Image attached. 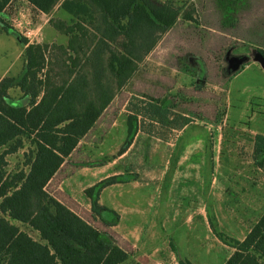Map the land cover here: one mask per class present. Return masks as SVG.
<instances>
[{
  "label": "rangeland",
  "instance_id": "rangeland-1",
  "mask_svg": "<svg viewBox=\"0 0 264 264\" xmlns=\"http://www.w3.org/2000/svg\"><path fill=\"white\" fill-rule=\"evenodd\" d=\"M163 1V0H160ZM175 24L137 64L132 78L80 139L48 182L46 191L124 249L120 264H223L264 213V166L255 163L253 140L264 134V24L247 27L238 0H174ZM239 2V4H237ZM234 6V7H233ZM236 6V7H235ZM5 14L23 13L40 28L39 43L66 44L51 24L67 20L60 3L49 13L11 0ZM254 14L262 8L251 9ZM192 16L189 22L185 16ZM0 23V76H18L25 45ZM263 33V35H260ZM24 38V37H23ZM242 58L228 68V58ZM18 99V88L10 89ZM27 100V99H24ZM142 101H155L192 122L184 128L138 116L127 137V118ZM131 141L122 152L123 146ZM30 140L5 155L4 170H27ZM3 149H0V152ZM97 186L107 225L91 209L85 189ZM10 223L37 241L36 230ZM242 264H264V235Z\"/></svg>",
  "mask_w": 264,
  "mask_h": 264
},
{
  "label": "trees",
  "instance_id": "trees-1",
  "mask_svg": "<svg viewBox=\"0 0 264 264\" xmlns=\"http://www.w3.org/2000/svg\"><path fill=\"white\" fill-rule=\"evenodd\" d=\"M11 0H0V23L8 18ZM49 13L60 3L67 20L50 24L67 37L66 44L28 43L12 27L10 32L26 45L24 67L18 76H0V211L28 224L41 241L20 231L0 216V264H120L127 252L46 191V186L80 139L134 75L137 64L172 27L181 6L174 0H26ZM185 19L193 21L192 16ZM264 57V49L256 48ZM18 88L28 100L9 94ZM155 101H142L127 118V137L138 116L162 125L184 128L187 115L173 114ZM30 140L28 169L6 174L5 155ZM131 141L123 146L122 153ZM255 163L264 166V134L253 140ZM97 186L85 189L92 211L107 225L98 203ZM264 235V213L223 264H242ZM186 264V263H182Z\"/></svg>",
  "mask_w": 264,
  "mask_h": 264
},
{
  "label": "crops",
  "instance_id": "crops-1",
  "mask_svg": "<svg viewBox=\"0 0 264 264\" xmlns=\"http://www.w3.org/2000/svg\"><path fill=\"white\" fill-rule=\"evenodd\" d=\"M239 2L241 1L242 2V6L243 8H245L247 10V12L245 13L244 17H245V20H244V24H245V37L243 38H237V37H233V39H239V40H251V39H256V32L254 29L251 30V33H253L254 36H248V29L247 27L250 26V25H253L255 23V20L257 19V17L260 19V24H264V15L263 13L259 14L258 16V13H255L254 14L251 12H249L251 9H258V8H262V6L264 5V0H238ZM239 2H237V4H239ZM240 5V4H239ZM234 7V6H233ZM236 7V6H235ZM38 11V10H37ZM40 12V11H39ZM189 22H191L190 20H188ZM40 29V28H38ZM260 35H263V33H261ZM26 46V45H25ZM257 59V58H256ZM258 60V59H257ZM6 76V75H5ZM11 76V75H10ZM3 77V76H2ZM12 89V88H11ZM10 91V90H9ZM10 94V92H9ZM11 96V95H10ZM12 97V96H11ZM13 98V97H12ZM15 99V98H14ZM24 99H27L28 100V97H25L22 95L21 93V97L18 98L17 100H21L23 102L27 101V100H24ZM16 100V99H15ZM114 101V99L109 103V105L103 110V112L101 113V115L107 110V108L112 104V102ZM100 115V116H101ZM99 116V117H100ZM98 120V119H97ZM52 179V178H51ZM50 179V180H51Z\"/></svg>",
  "mask_w": 264,
  "mask_h": 264
},
{
  "label": "built area",
  "instance_id": "built-area-1",
  "mask_svg": "<svg viewBox=\"0 0 264 264\" xmlns=\"http://www.w3.org/2000/svg\"><path fill=\"white\" fill-rule=\"evenodd\" d=\"M10 26L16 30L21 36L26 38L28 43H39L40 41V29L32 26V21L26 18L23 13L15 14L11 13L7 15Z\"/></svg>",
  "mask_w": 264,
  "mask_h": 264
},
{
  "label": "water",
  "instance_id": "water-1",
  "mask_svg": "<svg viewBox=\"0 0 264 264\" xmlns=\"http://www.w3.org/2000/svg\"><path fill=\"white\" fill-rule=\"evenodd\" d=\"M256 58L260 61L264 68V57L261 54L256 53ZM242 60V58L235 56L228 58V68H230L233 72L237 71L241 66Z\"/></svg>",
  "mask_w": 264,
  "mask_h": 264
}]
</instances>
